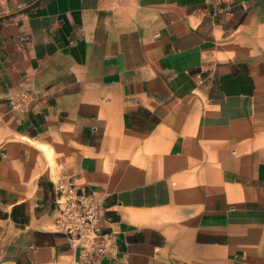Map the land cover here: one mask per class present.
Returning a JSON list of instances; mask_svg holds the SVG:
<instances>
[{
	"label": "crops",
	"instance_id": "1",
	"mask_svg": "<svg viewBox=\"0 0 264 264\" xmlns=\"http://www.w3.org/2000/svg\"><path fill=\"white\" fill-rule=\"evenodd\" d=\"M61 178L87 264H264V0H0V264H72Z\"/></svg>",
	"mask_w": 264,
	"mask_h": 264
},
{
	"label": "built area",
	"instance_id": "2",
	"mask_svg": "<svg viewBox=\"0 0 264 264\" xmlns=\"http://www.w3.org/2000/svg\"><path fill=\"white\" fill-rule=\"evenodd\" d=\"M227 0H219L225 3ZM56 215L53 226L75 251L72 264L94 263L93 256H116V244L106 231L105 212L92 193L79 191L67 178L56 182Z\"/></svg>",
	"mask_w": 264,
	"mask_h": 264
},
{
	"label": "rangeland",
	"instance_id": "3",
	"mask_svg": "<svg viewBox=\"0 0 264 264\" xmlns=\"http://www.w3.org/2000/svg\"><path fill=\"white\" fill-rule=\"evenodd\" d=\"M57 178H55V180H56Z\"/></svg>",
	"mask_w": 264,
	"mask_h": 264
}]
</instances>
